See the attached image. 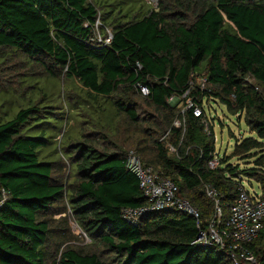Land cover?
<instances>
[{
  "label": "trees",
  "instance_id": "obj_1",
  "mask_svg": "<svg viewBox=\"0 0 264 264\" xmlns=\"http://www.w3.org/2000/svg\"><path fill=\"white\" fill-rule=\"evenodd\" d=\"M167 1L155 8L146 0H0V59L18 55L52 80L60 73L77 83L84 105L100 97L129 123L142 121L146 141L135 142V152L174 182L199 218L161 209L127 219L123 210L147 199L126 167L128 151L108 139L109 122L90 117L57 141L61 128L82 116L49 110L48 91L25 78L26 105L0 95V264H234L227 245L193 241L215 209L206 186L222 207L220 228L244 180L256 182L264 198V0ZM107 29L110 42L97 41ZM199 77L206 78L202 89ZM190 83L188 97L202 117L184 109ZM32 89L41 91L38 101ZM139 97L154 115H140ZM171 97L181 105H170ZM205 97L242 116L252 134L237 138L227 156L215 153ZM234 157L244 167L230 162ZM71 223L105 256L67 244ZM247 246L262 257L264 221Z\"/></svg>",
  "mask_w": 264,
  "mask_h": 264
},
{
  "label": "rangeland",
  "instance_id": "obj_2",
  "mask_svg": "<svg viewBox=\"0 0 264 264\" xmlns=\"http://www.w3.org/2000/svg\"><path fill=\"white\" fill-rule=\"evenodd\" d=\"M147 2L152 4L155 8L158 7L159 1L161 0H146ZM169 1V0H168ZM167 1V2H168ZM171 8L174 10H179L176 8V6L173 4L171 5ZM173 11V10H172ZM182 13L186 14L188 11L181 10ZM190 17V15H187ZM192 17H190L191 19ZM106 31H110L107 29ZM9 53V52H8ZM21 57L18 55H8L5 59H0V95H2L1 99H9L10 104L17 105L18 103H24L26 98L23 99L20 97V94L23 93V95L26 97L28 94L29 88H25L26 85L21 82L23 79H39V82L37 85L41 86L45 90H47V97L49 99L48 103H50L53 107L49 110H61L64 113L69 110V115L71 117L74 116H82L77 118H71L67 124L61 128V130L58 132V136L56 137L57 141L60 139L62 132L64 130H67L70 127V129L74 130L79 124H82L80 121L82 120H88L90 117H96L98 115L101 116V118L104 121L109 122V132L110 136L108 137L109 141L115 142L117 145H121L124 147L125 150L129 151H136V147L134 146V143L139 141V139H144L142 141H146V138L142 132L141 128L146 127V125L143 124L141 121L140 124H131L129 123L124 115H118L116 114L113 106L110 104L109 100L100 98L97 101H79V96L85 97L86 95L83 93V91L79 90L77 87V83L72 80H63L62 75L59 73V77L57 79L52 80L51 78L47 77L45 70L42 67L36 66V65H29L27 63H24L20 60ZM203 65L199 67V72L202 71ZM65 87H64V86ZM63 86V87H61ZM64 91V93H67L66 90L69 91L66 98L63 97L62 94L59 93L61 91ZM33 94L37 93V91H34V89L31 90ZM144 93V92H143ZM145 94V93H144ZM72 96V97H71ZM119 96V93H118ZM118 96H115L116 98H119ZM42 97L41 91H39V94L33 95L34 101H38ZM78 98V99H76ZM76 99V100H75ZM87 99H89L87 97ZM46 100H42L41 102H45ZM205 102L203 103L204 108H207V101L210 103V108L207 110L206 114L211 119V121H214L213 123V130H214V140H215V153L219 156L223 155H229L233 149V146L235 144V140L240 137H247L252 135L249 131L245 123L243 122L242 116L239 119L235 115L229 114L225 106L221 103H215L210 98L207 99L205 97ZM136 102L139 104V113L141 116H148L154 115L155 112L153 109H151L148 104L145 102L144 97H139L136 99ZM170 105L177 104L178 106L181 105V102L179 101L178 97H174L170 100H168ZM6 106H9V104H6ZM88 107V108H87ZM96 107V109H94ZM97 110V111H96ZM89 113V114H88ZM86 114V115H82ZM65 117V114H63ZM221 122V123H220ZM83 132L88 131V129L81 130ZM104 130L102 129V133ZM98 135V134H97ZM94 134H91L90 136L96 138ZM100 136V135H99ZM100 140L101 137H100ZM105 143L100 142L98 146L101 148ZM138 153V151H136ZM135 152V153H136ZM136 153V154H137ZM232 163H239L241 167H244L243 161L238 160L236 157L232 158ZM68 163L66 166V175L68 173ZM71 176L72 173L70 174ZM69 176V180L70 177ZM244 186L248 191H256L259 192V186L256 182L252 181L251 185L247 182V180H244ZM70 229L72 231V238L67 244L72 245L73 247H79L86 250H92L100 253L102 256H105L102 252V249L98 246H95L91 241L85 236L83 232L77 228L76 225L71 223Z\"/></svg>",
  "mask_w": 264,
  "mask_h": 264
},
{
  "label": "built area",
  "instance_id": "obj_3",
  "mask_svg": "<svg viewBox=\"0 0 264 264\" xmlns=\"http://www.w3.org/2000/svg\"><path fill=\"white\" fill-rule=\"evenodd\" d=\"M111 38L112 33L110 31H107L104 38L97 35V41H103L104 44H108ZM205 83V77H199L196 81L201 89L204 88ZM193 88H195V85L190 83L189 88L182 95L186 98L184 109H191L195 117H202V108L196 104L193 98L188 97L190 90ZM142 91L147 93L145 88H142ZM172 98L174 97L170 99ZM179 124V121L175 122V125L178 126ZM169 149L173 150L171 146H169ZM216 163V160L211 161L210 165L214 166ZM126 167L137 177L139 187L147 199V204L142 207L124 209L123 214L127 219L136 220L140 214L161 209H177L199 218L198 208L193 206L187 199L177 195V186L174 182L163 176L154 167L145 165L140 156L134 151L127 153ZM205 192L209 198L214 200L215 209L209 227L204 231L201 230L193 242L201 245L216 243L221 248L227 245L234 264H264V254L261 258H257L254 251L247 246L249 242L258 236L263 227L264 198L261 197L260 191H248L244 186V182H242L237 197L227 205L228 215L224 228H220L223 213L222 207L218 204L215 190L206 186Z\"/></svg>",
  "mask_w": 264,
  "mask_h": 264
}]
</instances>
